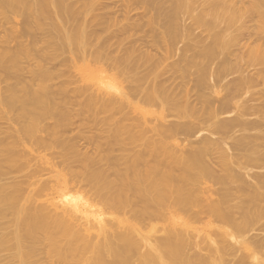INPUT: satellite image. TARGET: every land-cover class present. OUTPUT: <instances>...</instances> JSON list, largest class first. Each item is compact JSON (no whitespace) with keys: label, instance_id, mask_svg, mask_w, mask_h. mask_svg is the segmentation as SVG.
<instances>
[{"label":"bare ground","instance_id":"6f19581e","mask_svg":"<svg viewBox=\"0 0 264 264\" xmlns=\"http://www.w3.org/2000/svg\"><path fill=\"white\" fill-rule=\"evenodd\" d=\"M68 1L0 0V16L11 13L22 18V29L16 33L17 27H13L4 41L14 39L16 46H0V72L4 81H11L0 93V106L15 112L19 122L16 140L11 133L0 138V181L16 162L30 167V158L20 150L26 142L43 149L60 147L61 161L57 162L67 169H58L52 159L43 162L45 169L40 161L42 167L28 171V179H33L27 183L28 191L27 176L24 183L0 184V264H225L228 252L233 249L235 254L236 246L231 241L243 245L247 252L237 259L230 255L234 264H264V257L257 258L248 243L254 238L249 233L256 230V223L262 219L259 216L264 214V174L253 172L257 167L258 171L264 168V136L248 132L258 131L263 123L260 126V121L245 120L243 116L251 106L240 109L237 101L242 89L256 85L258 78L264 81V68L257 69L254 77L245 76V69H233L238 77L227 80L226 94L212 102L203 93L210 68H198L195 88L202 93L193 99L198 101V108L187 102L184 94L175 96L164 83L146 85L147 75L139 73L137 77L140 66L124 64V56H110L105 51L106 40H101L95 29L85 32L87 23L80 13L86 10H76ZM238 3L239 7L245 5L243 0ZM142 4L153 11L149 22L162 29L159 36L168 50L173 51L184 36L191 34L190 28L180 22L188 9L187 0H142ZM49 18L54 21L51 27L57 36L51 44L41 39L38 47V40H30L37 32L47 34L44 21ZM245 29L243 23L235 30L240 32L236 42L239 49L260 40L264 44V37L243 33ZM25 36L33 37L25 43ZM50 45L53 53L47 50ZM65 52L71 54L70 61H82V79L96 88L82 85L73 91L68 89L70 76L50 66ZM23 60L36 61V69L26 71L28 80L11 75L21 71ZM102 60L119 75L136 73L127 90L123 80L104 74ZM97 63L100 66L96 67ZM216 69L213 75L219 84L230 75H226L229 70L233 71L222 66ZM55 79L62 80L55 84ZM72 105L78 113L72 111ZM126 106L132 114L126 112ZM155 106L158 112L150 109ZM229 108L236 110L235 117L222 118ZM85 113L93 118L107 115H102L101 122L109 125L104 141L90 136L94 156L80 153L79 145L70 143L75 139L67 142L61 137L67 133L62 134L73 114ZM171 117L179 121L168 122L166 118ZM49 120L53 123L45 125ZM206 130L217 138L206 136ZM236 131L242 135L235 137ZM181 135L187 142L184 145L177 139ZM193 136L198 139L190 141ZM228 140L232 153L224 147ZM115 147L117 155L113 154ZM44 172L54 178L50 176L51 183L38 180ZM245 175L254 182L246 181ZM213 186H218L215 199L211 198ZM262 226L257 229L262 231ZM255 241L260 244L253 245L264 250V237ZM191 248L204 249V255L190 254Z\"/></svg>","mask_w":264,"mask_h":264},{"label":"rangeland","instance_id":"374dc122","mask_svg":"<svg viewBox=\"0 0 264 264\" xmlns=\"http://www.w3.org/2000/svg\"><path fill=\"white\" fill-rule=\"evenodd\" d=\"M77 1L78 0H69L67 3L76 10H86L80 13V16L84 18L83 21H86L84 23L85 24L87 23L86 25L87 28H85V32L87 33L88 31H91V30L93 31L95 29V31L101 37V40L107 41L108 39V42L105 41L104 45L106 47L105 51L107 50L106 52L110 53V56L111 55H114L112 57H115V56L123 57L124 56V58H126V61L124 64L133 65L135 63L137 64L138 67L140 66L139 69L136 70V72L138 73L137 77H139V73L141 75H145V77L147 75L146 80L147 79L148 80L145 82L146 85L149 84V82L151 84L156 81L158 83L159 82L164 83L162 85L165 86V88L169 87L168 90L174 92L173 94L175 96L180 95L179 97L181 98V94L182 95L184 94L183 95L184 98H187V102H189L191 105L198 104V101H194V100H196L198 95L202 93V92L197 91V89L195 88V81L198 76V68L205 66V65L207 69L210 68L209 71L211 72L209 73V71H207V74L210 75V77L207 76L208 79L206 78V80H208L211 84L209 82L208 83L206 82V86L203 89V93L209 100H211V102L215 101L216 99L218 100V98H221L222 96L226 94L227 88H228V86L225 85L226 82L230 80H234L238 77V74L234 72L233 69L235 70L237 68L245 69L247 71V72L244 71L245 72L244 74H246L245 76L250 75V77H254L256 75H253V74H255L257 69H261L262 67L264 68V44L262 43V40L258 42H254L242 49H239V47H237L236 45V42L240 38L239 36L240 32L235 31L237 27L245 23V27L247 26V29H245L243 33L249 31V32H253L259 38L264 37V0H243L245 1L244 7H239L240 3L236 4L239 0H187L188 9L184 12V15L182 16L183 18L181 17L180 22L182 25L190 28L191 34L189 36H184L179 41V43L176 45V48L174 47V49H172L173 51L167 49L165 43L161 39V36H159V32L162 29H160L157 25L150 24L149 19L153 11H150V12L147 11L144 8V5L142 4V0H79L78 3H76ZM215 13H218L217 18H215L214 16ZM9 14L8 15L6 14L5 17L0 16V46H3V47L8 46V47L13 48L17 44V42L14 41V39H10V38L7 39L8 40L7 43H5L4 41H5V38L9 36L8 34L10 32V29L12 30L13 27L14 28L17 27V29L13 28L16 33H18V31L22 29V18H20L18 14H15V15L11 13ZM93 17L94 18L98 17V19H95L96 20L95 21L93 20L94 19ZM227 20H229L230 23H228ZM88 21H92V22H88ZM53 22L54 21H52V19L50 18L46 19L44 23L48 25L45 27V29H47V34H40V32H37V34L33 33L34 37L32 36L33 39H31L30 41L36 39L38 40V42H36L38 45L39 41L43 39L41 40V42L47 41L51 44L55 40L57 33H58L55 29H52L51 27V24H53ZM89 23H90V26H89ZM100 29L104 31L102 32ZM28 37H31V36H28ZM28 37L25 36L22 41L27 43V40L30 39ZM244 41L242 40L241 43H244ZM41 44L42 43H39L38 47H40ZM47 50L50 53H53L52 45H50V47H48ZM204 50L206 51L208 50V53H205ZM124 53H127V54L129 53V54L126 55ZM145 55L148 57L150 56L151 58H153V60L151 61L146 60ZM61 56H63V58ZM70 56L71 54L69 53L66 54L65 52L63 53V55L61 54L57 60L58 63H60L59 61H61L60 63L61 66H59L60 64L58 65L56 61H53L52 65H50L51 67H54L55 70L65 72L67 76H70V79L67 77L68 81L70 82L67 85L68 89H70V91L71 90L73 91V88L75 89H77L78 87L81 88L83 87L82 85H84V87L87 86V88L90 86H91L90 88H96L97 86L95 87V85H93L92 87V84L91 85L89 84L88 86V83L87 82L85 83V81L82 79L81 73L79 72L80 66L82 67V63H81L82 61L80 62L79 58H76V60L74 59L75 62L74 60L70 61L69 59L72 57ZM73 58H75L74 55H73ZM66 59L68 61H66ZM102 61H101L102 64L100 65H102V68L104 69V74L108 75L109 77H115L117 80H121V81L123 80V86H125V90H127L126 88L130 85V81H132L136 77L135 76L136 73L128 72L126 75H119L118 70L108 67L107 63L104 60ZM35 63L36 61L34 62V60L33 61L23 60L20 65L21 71L17 73H12L11 75L12 76L20 75L22 76L23 79L25 77V79L28 80L29 75H28V72L26 71H28V69L31 70L36 65ZM73 63H76V64H73ZM100 65L97 63L96 67ZM221 66L226 67L228 69L232 68L233 71L229 70V73L226 75H229V74L230 75L226 77L227 79L225 78V80H223L219 84V82L217 83L215 81L217 79L215 78L216 75L215 74L213 75V73L216 72L215 71L217 70L216 67L218 68ZM35 67L34 69H36ZM146 69L148 70L146 71ZM233 72L236 73L237 75L234 74ZM62 79L65 80V78H62ZM152 79L154 81H152ZM61 80L59 79L56 80L55 84H57L58 82L60 83ZM9 83H11V81H4L3 76L1 75V72H0V93L4 92V90L6 89ZM256 83L257 84L256 85L254 84V86H252L251 88H247L246 90L242 89L240 91V94H238L237 101L241 105L240 109H242V107L248 104H249L248 107L251 106V108L249 109H252V110L247 109L249 110V112H246L248 117L245 115L243 116V118L245 117L247 119L249 118L250 121L256 120L257 123H259L260 121L261 123L259 124L260 126L263 123L262 128L260 127L261 129L260 128L259 130L257 129L258 131L254 130L256 132L250 131L248 133L250 134L258 133L260 135L263 134L264 136V102H263L264 81L262 80V78L260 79L258 78V81L256 80ZM179 84H180V87H179ZM76 85L77 87H75ZM211 87L214 89L211 90ZM214 91L215 92L217 91V92L214 93ZM175 92L178 94H175ZM183 96H182V99H183ZM179 97L177 96V99ZM253 97L256 98L257 100H255ZM81 98H83V96L80 97L79 99ZM250 98H252V100H250L249 102ZM132 102L133 103L137 102V99H133ZM198 105L196 107L199 108ZM73 108L74 110L72 109V111H75V113H78L79 109H77V107L75 108L74 106ZM125 108H126V112L132 114L133 111L131 108H129V106H128V109H127V106ZM150 109L156 112L159 111L158 107L156 106L151 107ZM231 109L229 108V110L225 114L221 115L222 118L229 119L231 117L232 118L235 117L236 110L234 108H231ZM248 113L250 114V116ZM86 114L87 113L81 116L73 114L71 123L66 127V130L62 134L66 132L67 133L62 135L61 137H64L65 139L64 138L62 139H64L65 141L67 140V142H69V139L70 141L75 139L76 141L73 140L70 143L75 144V146L79 145L80 147L79 146L78 147L76 146V147L79 149L80 153L83 152L82 154L85 153L86 155L94 156L95 155V152H94L95 145L92 142L91 137L96 135L97 137H99L100 141L102 142V139L103 138L105 139V137L108 134L107 132L109 130V125L105 123L101 124L102 119H104L103 116L104 115L107 116L106 114L104 115L101 114L100 116L102 118L100 116H99L100 118L99 117L93 118L92 116L90 117L89 114L85 116ZM80 117H82V119ZM83 118L87 119L88 123H87V120L85 121ZM246 118L245 120H247ZM166 119L168 122H178L179 121V119H176L173 117H171L170 119L169 118H166ZM49 123L52 124L53 121L52 120L45 121L44 124L48 125ZM18 127H19V122L17 120L16 113L8 111L6 107H4L3 105L0 106V138L4 137L5 134L7 135L12 134V136L15 137V133H16L15 131L18 129ZM204 133L206 136L208 135L209 138H212V139L217 138L215 135L210 134L209 131L207 130ZM204 133H202L201 135L203 136ZM235 133H236L235 134L236 136L234 135L235 137H238V136L240 137L242 135V132L240 131L238 133L236 131ZM201 135L199 134V136ZM43 136H45V134H43ZM181 136L178 137L177 139L180 142H182V144L184 145L187 142H184L182 140L183 136L182 138ZM12 138H11L12 141L14 139L16 140V137L14 139ZM195 138L198 139V136L196 137L193 136V138L191 137L189 140L196 141ZM228 141H227L228 145L225 144L226 146L224 145V147L226 149L228 148V151H229L228 153H232L231 146L229 144L231 140H228ZM26 145L27 146L25 148L22 147L20 148V150L28 156L26 158H30L29 159V162H31V164L29 163L30 167L26 165L25 162L24 163L16 162L15 165L10 168L11 172L9 171V173L11 174L8 173L9 174L8 176V174L6 173L7 175L3 177L2 181H0V184H7V182H9V184L17 183V181L21 182L23 178L26 179L25 178L26 176L28 179V176H29L28 173L32 172L31 169H35L36 167H42V166L45 168L43 164L45 160L52 159V161L54 160L57 163L56 166L58 169H62L63 171L67 170L64 164L57 162L58 160L61 161L60 153H59L61 152L59 149L60 147L43 149V148H37L34 145L31 146L30 142L28 143L26 142ZM27 147L31 148L30 150L31 153L29 152ZM23 148L25 152L23 151ZM263 149L264 148H261L262 152H263ZM262 152L261 154L263 155L264 152L263 153ZM58 154L59 156L58 158H56ZM113 154L114 155L118 154V148L116 147L114 148ZM40 161L43 164L42 166H41ZM25 166H28V167L26 168ZM254 168H252V170ZM255 169L253 170V172L255 173L261 172L264 174L263 166L259 171L257 170L258 167L256 171ZM250 171L249 173H252V171L251 172ZM45 172H48V170H46ZM45 172L43 174L44 177L41 176V178L39 177L38 180H41L42 182L48 181L47 183H49L50 181L51 183L53 181L52 179L54 178H52V175H50V173H47L46 175ZM6 176L7 178L9 177L10 178L5 179ZM50 176L52 179L50 178ZM10 179L11 181L13 179L15 181L13 180L14 182L13 181L11 182L9 181ZM245 179L248 182L249 181L252 183L254 182L247 175H245ZM28 181L33 182V179H28L27 182L25 181L26 182L25 186L27 187H28V184H27ZM41 181H39V184ZM22 182L24 183V180ZM27 187L25 189H27L28 191L30 187L28 188ZM216 188H218V186H213L211 188L213 192L211 193V195L213 194L211 198L213 199L218 198L214 192L217 190ZM263 216L264 214H261L259 216V217H262V219L258 223H256L257 227L260 224L261 226L262 224L264 225ZM216 225L220 226L219 223H217ZM257 227H254V229H256L257 231L254 230V232L252 231L249 233V237L250 235H254V238L252 236L253 240H256L258 238L263 239L264 237V232H263L264 229L260 231L261 229L259 228L257 229ZM232 230L235 231L234 229ZM145 231L146 232L150 231V228L147 227ZM252 239H250L251 241L248 240V243H249L250 248L254 250L255 256L259 259L264 257V250H262V248L260 250V247L258 248V245L260 243H256V241L253 242ZM231 242L235 243V246H236L234 247L235 254L232 255L233 249L232 251L228 252V255L225 256L226 262L229 259L227 264H234L235 259H237L239 255L241 254L245 255L247 253L245 249L243 248V245L236 243L235 241H231ZM259 242L262 243L263 241H259ZM253 243L258 244V245L255 246L253 245ZM261 247H264V246H261ZM204 252H205L204 249L203 250L200 249L199 251H198V248L189 249L190 254H202L203 253L204 255ZM230 255L233 258L235 257L233 261L230 260L232 258ZM247 263L254 264L253 261L252 262L250 261Z\"/></svg>","mask_w":264,"mask_h":264}]
</instances>
